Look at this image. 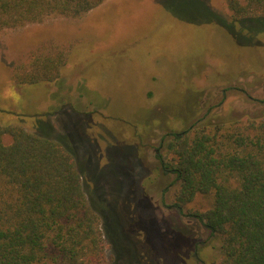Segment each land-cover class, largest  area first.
Listing matches in <instances>:
<instances>
[{"label":"rangeland","instance_id":"rangeland-1","mask_svg":"<svg viewBox=\"0 0 264 264\" xmlns=\"http://www.w3.org/2000/svg\"><path fill=\"white\" fill-rule=\"evenodd\" d=\"M251 32L231 21L224 0H106L80 18L0 30V124L32 132L43 118L47 135L66 136L87 197L104 205L101 264H218V239L170 206L156 155L161 136L179 130L187 99L210 115H264V28ZM60 53L56 82L13 84L14 67ZM208 206L197 197L189 208ZM104 214L126 226L125 241ZM182 236L198 249L184 248Z\"/></svg>","mask_w":264,"mask_h":264},{"label":"trees","instance_id":"trees-1","mask_svg":"<svg viewBox=\"0 0 264 264\" xmlns=\"http://www.w3.org/2000/svg\"><path fill=\"white\" fill-rule=\"evenodd\" d=\"M104 1L0 0V30L80 18ZM224 5L231 21L253 35L264 28V0ZM64 64L62 53L33 55L14 67L11 79L16 86L50 84ZM194 104L185 100L179 130L159 140L163 154L156 155L155 174L162 191L170 192L172 208L218 239V264H264V115L227 118L194 111ZM35 125L30 132L0 124V264H101L103 203L87 197L66 136L47 135L46 119ZM6 135L9 144L3 143ZM197 197L209 206L190 209ZM182 237L191 249V240Z\"/></svg>","mask_w":264,"mask_h":264},{"label":"flooded vegetation","instance_id":"flooded-vegetation-1","mask_svg":"<svg viewBox=\"0 0 264 264\" xmlns=\"http://www.w3.org/2000/svg\"><path fill=\"white\" fill-rule=\"evenodd\" d=\"M129 204H127L126 206V209H125V214H126V217H127V220L130 224H131V221H133V214L135 212H137V210L134 211V209H132V207L134 208V206L132 205L131 202L128 201ZM104 207V205H103ZM105 211V210H104ZM106 214V212H105ZM135 215V214H134ZM106 216V215H105ZM105 221L108 222L109 224V231L111 233L114 234V235H120V236H123L124 238V241L126 240L127 238V234H125V225H121L118 223V221L116 222V220H114L112 217L110 218V221H107L106 218H105ZM114 221V222H113ZM134 222V221H133ZM131 226H133V224H131ZM116 227V228H115ZM119 227H121V229H119ZM128 227V226H127ZM129 228V227H128ZM137 235H139V233L136 232ZM189 239V238H188ZM192 242V241H191ZM191 249L194 250V246H193V243H192V247Z\"/></svg>","mask_w":264,"mask_h":264}]
</instances>
